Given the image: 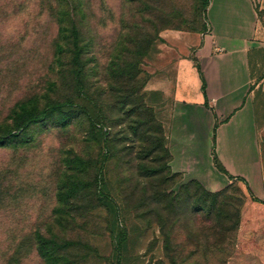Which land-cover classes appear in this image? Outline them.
<instances>
[{"label": "rangeland", "instance_id": "374dc122", "mask_svg": "<svg viewBox=\"0 0 264 264\" xmlns=\"http://www.w3.org/2000/svg\"><path fill=\"white\" fill-rule=\"evenodd\" d=\"M209 2L0 0V264H264V197L173 171L161 92L147 88L193 57ZM256 3L250 98L264 165ZM158 123L170 156L152 151Z\"/></svg>", "mask_w": 264, "mask_h": 264}, {"label": "crops", "instance_id": "0c3cea01", "mask_svg": "<svg viewBox=\"0 0 264 264\" xmlns=\"http://www.w3.org/2000/svg\"><path fill=\"white\" fill-rule=\"evenodd\" d=\"M209 32L193 57L176 58L148 81L161 92L170 165L215 190L229 177L264 197V165L253 101L249 51L256 0H210Z\"/></svg>", "mask_w": 264, "mask_h": 264}, {"label": "trees", "instance_id": "16d2710c", "mask_svg": "<svg viewBox=\"0 0 264 264\" xmlns=\"http://www.w3.org/2000/svg\"><path fill=\"white\" fill-rule=\"evenodd\" d=\"M38 118L39 117H37L36 115H32L30 120L36 121V120H38ZM43 119L44 118H41V120H43ZM64 123H67V121L64 122ZM95 128H96V126L93 127V129H95ZM156 129L160 133V137L155 142V146H153L152 151L160 148V150H163V152L165 154H167V156H170L169 150L166 147V142H165L166 136H165V131H164L162 125L160 123H158L156 125ZM137 131H138V126L135 128V132H137ZM6 142H7V139L6 138H0V144H4ZM202 189H203V194H206V195H212V194H214L215 196L218 195V193L209 192L208 190L204 189L203 187H202ZM123 237H124V235H123ZM120 243H122V242H120Z\"/></svg>", "mask_w": 264, "mask_h": 264}]
</instances>
